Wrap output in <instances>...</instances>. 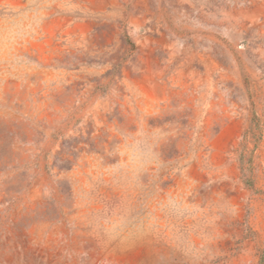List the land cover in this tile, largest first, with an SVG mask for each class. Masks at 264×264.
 <instances>
[{"label": "rangeland", "instance_id": "obj_1", "mask_svg": "<svg viewBox=\"0 0 264 264\" xmlns=\"http://www.w3.org/2000/svg\"><path fill=\"white\" fill-rule=\"evenodd\" d=\"M0 264H264V0H0Z\"/></svg>", "mask_w": 264, "mask_h": 264}]
</instances>
